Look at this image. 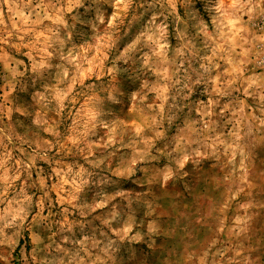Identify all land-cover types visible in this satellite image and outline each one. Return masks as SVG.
I'll return each mask as SVG.
<instances>
[{"label":"rangeland","instance_id":"rangeland-1","mask_svg":"<svg viewBox=\"0 0 264 264\" xmlns=\"http://www.w3.org/2000/svg\"><path fill=\"white\" fill-rule=\"evenodd\" d=\"M0 264H264V0H0Z\"/></svg>","mask_w":264,"mask_h":264}]
</instances>
